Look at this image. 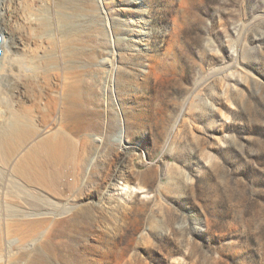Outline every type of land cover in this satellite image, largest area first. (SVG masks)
<instances>
[{"label": "rangeland", "instance_id": "obj_1", "mask_svg": "<svg viewBox=\"0 0 264 264\" xmlns=\"http://www.w3.org/2000/svg\"><path fill=\"white\" fill-rule=\"evenodd\" d=\"M13 2L0 169L39 199L35 245L13 261L264 264V0H84L80 72L67 0ZM54 122L74 134L66 156L39 154L50 134L23 151Z\"/></svg>", "mask_w": 264, "mask_h": 264}, {"label": "bare ground", "instance_id": "obj_2", "mask_svg": "<svg viewBox=\"0 0 264 264\" xmlns=\"http://www.w3.org/2000/svg\"><path fill=\"white\" fill-rule=\"evenodd\" d=\"M15 1L17 3V0H15ZM82 1H84V0H67V4L69 5V8L72 9V11L73 10L77 11V13L80 12L82 15H80L79 13L78 14L75 13L74 15H73V13L72 14L69 13L68 15H66V17L68 16L67 20L69 19V21L65 20V22H66V24H65V27H66L65 34H66V37H67V46H66L67 49H66L65 53H67V55L69 56V58L67 60V66L69 68L70 67H75V69L78 72L82 71L83 68L85 67L84 66V49H85V47H84V44H83V36H82L83 32H84V28H83V26H84V23H83V19H84L83 11H84V9L80 5V2H82ZM1 5H2V7H1L2 10H0V26H1L0 30L3 33L2 34L0 33L1 36H2L1 55H0V59H1L0 60V83L3 80L6 81V78L9 75V71L10 70L12 71L13 66H14L13 65L14 60L12 58L15 55L14 53L16 52V50L19 48L17 41H14L15 34L13 33V30H12V28H13L12 26L14 24L13 23L14 19H13V16H12V13H13L12 10L14 9V2H13V0H0V6ZM75 8H76V10H75ZM24 13L26 14V16L29 15L28 12L27 13L24 12ZM53 16H54V14H53ZM54 18H55V16H54ZM46 21H48V20H46ZM75 24H77L78 26L74 27ZM22 30H23V28H22ZM46 30H47V34L48 35L54 34L52 25L47 24ZM80 35H81V37H80ZM51 38H52V36H51ZM26 44H27V42H26ZM47 52H49V51H47ZM18 58H20V56ZM70 59H72V61H70ZM17 60H16V62L18 63ZM17 63H15V64H17ZM21 63H23V61ZM50 65L47 64V66H50ZM18 66H19V64H18ZM30 66L31 65H29V67H27L28 71L32 67V66L31 67ZM11 67H12V69H10ZM23 67H24V65H23ZM51 67H53V66L51 65ZM50 69L51 68H49V70ZM53 69H54V67H53ZM28 71H27V73H28ZM46 73H44V74H46ZM25 78H26V76H25ZM34 78H36V77H34ZM67 79L68 78H66L65 80H67ZM69 79H70V77H69ZM136 79H132V81H131V86L132 87L137 85L136 84V81H137ZM72 80H73V78H72ZM63 83H65V82H63ZM80 85H81V83H80ZM77 87H78V85L76 87H74V88H70L69 87V89L67 91V95L73 97V95H75L76 92L80 93V92H78L80 90L77 89ZM19 112H21V111H19ZM31 112H32V110H31ZM17 114H15V115H17ZM24 114H23V116H24ZM34 114H32V115L30 114V115L33 116ZM11 115H12V113H11ZM20 115H21V113H20ZM18 117H20V116L17 115L16 118H18ZM27 117L29 119V115ZM25 119H27V118H25ZM19 120H20V118H19ZM30 120H33V119H30ZM33 121H35V120H33ZM55 122H57V121H55ZM55 122L50 124V125H48V126H46V127L41 128V130H38V132L35 131L36 134L32 138V141L30 143H28L26 146H23V151L27 147H29L30 144L32 145L33 143H36L37 141H39L38 139H43V137L46 138L45 137L46 134H50V135H48V137L51 136L52 139H49V140H46V141L42 142V144L39 147V154L49 155L51 157V159L55 155H57V153H62L61 154L62 157L66 156L68 154L69 150H70V142H71L74 134L71 133L70 131L66 130L63 127H59L60 124L58 126H56ZM58 122H59V120H58ZM22 124L24 125V123H22ZM26 125L27 124H25L24 126H26ZM17 126H19V125H17ZM20 129H18L15 126H11L9 128V131H8L9 133L5 132L6 136H8V134H9V136L10 135L13 136L15 134H16L15 137L20 136L21 133H22L21 132L22 130L20 131ZM26 129H28V131H29V128H26ZM31 129L32 128H30V130ZM28 131H27V134H30V133L33 132V131H29V133H28ZM21 136H23V134ZM125 137L126 136L124 134L120 135V139H119L120 143H124ZM6 138H9V137H6ZM3 139H5V138H3ZM10 141H11V139H10ZM40 141H42V140H40ZM54 141L55 142L58 141V142H60V144H57V146H56ZM27 142H28V140H27ZM58 145H60V146H58ZM35 146H36V144H35ZM38 146H39V144H38ZM3 148H6V147H3ZM8 148L9 147H7V149ZM27 150H28V148H27ZM3 151H6V150H3ZM22 153L23 152H21V151L17 152L11 158L10 164H9L10 165L9 168L15 167L21 161ZM1 156H2V153H1ZM23 156H24V154H23ZM82 156H83V154H82ZM5 158H7L6 155H5ZM5 158H3V160H5ZM0 159H2V158H0ZM26 163L27 164L33 163V157L32 156H28L27 159H26ZM51 166H53V162L49 161V167L51 168ZM1 171L2 170L0 169V252H1L0 253V264H22V263H25V262H20L21 260H19V257H17V259H15V261H13V259H12L13 255L10 254V253H14L15 252L16 254H20V253H23L24 251H26L27 249H31L35 245L36 239L33 238L35 236H32L31 233H34V231H36L35 228H36L37 218H38V215H39V199L31 191H27L24 188L23 184L17 183L18 184L17 186H12L13 184H10V182L8 181L9 180L7 178L8 175H7V177L5 175L6 172H8V170L5 168V170L3 171V173H4L3 177L1 175ZM22 172H24V171H22ZM11 177H12V175H11ZM14 185H16V184H14ZM127 188L128 187L125 186L124 188H119V190L122 192V194H123V192L125 193V191L126 192H128V191L129 192H133L132 188H128L129 190ZM34 190H36V189L34 188ZM9 193H11V194H9ZM9 195H11V196H9ZM25 218H28L31 221H29L27 223H24L23 221H24Z\"/></svg>", "mask_w": 264, "mask_h": 264}, {"label": "water", "instance_id": "obj_3", "mask_svg": "<svg viewBox=\"0 0 264 264\" xmlns=\"http://www.w3.org/2000/svg\"><path fill=\"white\" fill-rule=\"evenodd\" d=\"M1 42H2V36L0 34V55H1Z\"/></svg>", "mask_w": 264, "mask_h": 264}]
</instances>
